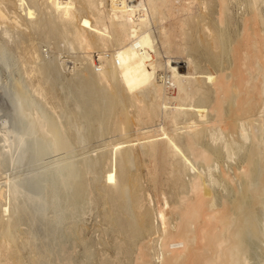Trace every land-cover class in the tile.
<instances>
[{"label":"bare ground","instance_id":"1","mask_svg":"<svg viewBox=\"0 0 264 264\" xmlns=\"http://www.w3.org/2000/svg\"><path fill=\"white\" fill-rule=\"evenodd\" d=\"M0 104V264H264V0H0Z\"/></svg>","mask_w":264,"mask_h":264},{"label":"rangeland","instance_id":"2","mask_svg":"<svg viewBox=\"0 0 264 264\" xmlns=\"http://www.w3.org/2000/svg\"><path fill=\"white\" fill-rule=\"evenodd\" d=\"M30 37H33L32 39H33V41L35 42V44H37V42H39L40 40H38L37 39V37L35 36V35H30ZM37 39H35V38ZM40 43H42V41H40ZM39 44V43H38ZM29 45V44H28ZM26 46V45H25ZM52 46V45H51ZM42 50H47L48 51V48L46 47V46H44V42L42 43V44H40V46H39ZM53 48H52V52H54V53H56L57 51H60V57H62V58H67L68 57V60H70L71 59V57H75L77 54L74 52V54L72 55V53L73 52H71V53H66V50H65V47L63 48V45L61 44V46H58V45H56V46H52ZM63 48V49H62ZM49 52V51H48ZM53 54V53H52ZM70 54V55H69ZM65 55V56H64ZM70 57V58H69ZM1 105L2 104H0V107H1ZM6 109V107H5V105L3 104V106L1 107L2 109L0 110V120L4 117V115H5V112H4V108ZM106 139H108L107 137H105V138H98V139H93L88 145H87V147H86V149H88L87 151L89 152V153H91V154H93V153H95L96 151H97V149L99 148V147H101L102 146V143L104 142V140H106ZM99 140H101V141H99ZM99 142V143H98ZM102 142V143H101ZM96 147H97V149H96ZM56 156V155H55ZM55 156H49V158L47 157L46 158V160L47 161H49V160H52ZM58 156H61V155H58ZM57 157V156H56ZM46 160H44V161H42V162H47ZM139 167H141V164L139 163V165L137 166V168L139 169V171L137 172V174H139L140 176H141V182H142V184L145 186L146 184H147V181H146V177H145V175H144V173H145V171H144V166H142V171H140L141 170V168H139ZM141 173V174H140ZM2 183H3V181L0 179V185H2ZM145 183V184H144ZM95 212H96V210L95 211H92V213H88V215H86V217H84V220H85V224H86V226H89V228H87L86 227V235L88 236L89 235V237L90 238H93V239H95L96 240V238H97V235H98V232H100L99 231V229H101V227L99 226H97V227H95L96 226V222L99 220V219H94L95 218ZM90 214H92L93 216H94V218H92L93 216H91ZM91 217H90V216ZM88 216L90 217V218H88ZM89 220V221H88ZM95 221V222H94ZM87 222V223H86ZM93 225H95V226H93ZM88 230V231H87ZM109 239V238H108ZM100 249H99V248ZM94 248H95V250L96 251H98L99 252V254H100V252L101 251H99V250H101V249H103V248H105V246H103V245H99V246H94ZM108 249V248H107ZM110 249V248H109ZM108 249V251H110L111 252V249L109 250ZM101 255V254H100Z\"/></svg>","mask_w":264,"mask_h":264}]
</instances>
